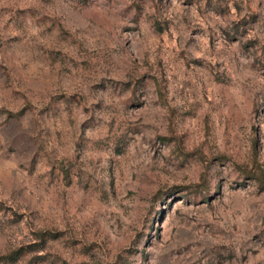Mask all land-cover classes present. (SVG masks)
Returning <instances> with one entry per match:
<instances>
[{"label": "rangeland", "instance_id": "rangeland-1", "mask_svg": "<svg viewBox=\"0 0 264 264\" xmlns=\"http://www.w3.org/2000/svg\"><path fill=\"white\" fill-rule=\"evenodd\" d=\"M254 175L264 0H0V264H264Z\"/></svg>", "mask_w": 264, "mask_h": 264}, {"label": "trees", "instance_id": "trees-1", "mask_svg": "<svg viewBox=\"0 0 264 264\" xmlns=\"http://www.w3.org/2000/svg\"><path fill=\"white\" fill-rule=\"evenodd\" d=\"M253 177L258 181V183L264 185V179L262 178V176L254 175ZM19 257H20L19 251H14L9 256H7L10 262H15Z\"/></svg>", "mask_w": 264, "mask_h": 264}]
</instances>
